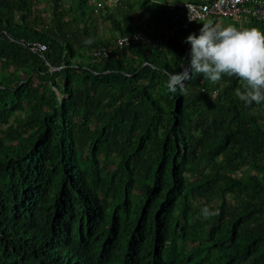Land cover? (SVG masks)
<instances>
[{
	"label": "trees",
	"instance_id": "16d2710c",
	"mask_svg": "<svg viewBox=\"0 0 264 264\" xmlns=\"http://www.w3.org/2000/svg\"><path fill=\"white\" fill-rule=\"evenodd\" d=\"M151 1L0 0V264H154L186 229L185 264H264V103L235 75L170 91L207 22L163 38Z\"/></svg>",
	"mask_w": 264,
	"mask_h": 264
},
{
	"label": "clouds",
	"instance_id": "9594fccd",
	"mask_svg": "<svg viewBox=\"0 0 264 264\" xmlns=\"http://www.w3.org/2000/svg\"><path fill=\"white\" fill-rule=\"evenodd\" d=\"M164 3L163 6H165ZM166 11H168L167 8ZM168 12V19H170L171 12ZM223 19L235 23L227 18ZM248 19L250 18L243 19L241 22ZM198 23L201 22L190 27H195ZM174 31L164 34L163 38L171 35ZM141 40L150 41L144 38ZM158 41L160 42L161 39ZM86 42L91 43L90 40ZM184 43H187L186 47L191 45L188 54L189 63L187 66L181 65L182 72L166 73L168 77L167 86L170 91L175 92L179 88L180 93L185 94L184 81L195 76L202 75L204 79L216 84L221 81L224 75H235L241 81V87L236 89L235 95L245 105L264 103V32L256 28L238 29L232 25L218 29L209 22L204 23L199 29V35L189 34ZM185 55L184 52L183 57ZM201 213L205 219L216 214L207 207L203 208ZM82 223L88 226L91 233L95 231L96 225L88 221L85 213L82 216ZM169 243H174L170 249L164 247V249L155 251L154 257L156 259L155 261L154 257L152 259L154 264H185L181 258L186 253L184 251H188L189 248L193 249L196 244V237H193L186 229L185 231H178ZM181 252L184 253L180 254ZM103 259L105 258L98 255V261ZM90 261L91 264L95 263Z\"/></svg>",
	"mask_w": 264,
	"mask_h": 264
},
{
	"label": "built area",
	"instance_id": "2783aa9c",
	"mask_svg": "<svg viewBox=\"0 0 264 264\" xmlns=\"http://www.w3.org/2000/svg\"><path fill=\"white\" fill-rule=\"evenodd\" d=\"M92 1V0H91ZM108 4H118L119 0H107ZM99 5V3H96ZM167 10L171 12L174 24L171 31L176 29H187L197 22L205 21L209 17L217 16L232 21L255 18L264 21V0H169L164 3ZM191 20H190V19ZM145 36V37H144ZM149 37L139 31L128 35L118 36L115 43L118 47L126 45L133 40ZM45 45L42 43H31L30 49L42 51ZM106 48H98L94 52V61L108 56Z\"/></svg>",
	"mask_w": 264,
	"mask_h": 264
},
{
	"label": "rangeland",
	"instance_id": "374dc122",
	"mask_svg": "<svg viewBox=\"0 0 264 264\" xmlns=\"http://www.w3.org/2000/svg\"><path fill=\"white\" fill-rule=\"evenodd\" d=\"M151 3H152V5H154V6H150L149 8H151V9H154L153 10V14H156L158 17H160V20H157V21H152V23H151V25H152V27H153V29H157V31H155V34L156 35H158L159 34V32H161L162 34H166V33H168V32H170L171 31V28H172V24H173V22H172V19L170 18V19H168V17H165V14L167 15H169V12L167 11V12H165V11H162V10H160L159 8H160V6H158L159 5V3L161 4V0H155V3H153L152 1H151ZM158 3V4H157ZM145 18L144 20L146 21L147 19H148V17L146 16V12L144 11V10H141V9H138L136 12H135V17H134V21H137V20H139L140 21V18ZM165 18V19H164ZM243 19H240V20H236V21H234L235 23H237V24H240V23H242L241 21H242ZM211 21H212V18L211 17H209V18H207L206 19V21L205 22H207V23H211ZM231 24L232 22L230 21V22H228V20H225V19H223V18H218V20L216 21V25H217V27H218V29H220V28H224V27H226V26H228V24ZM97 24H98V26L101 28V29H104V31H105V34H107L108 32L106 31V29H105V25H107V24H105L104 26L100 23V22H97ZM199 24V23H198ZM202 26H198V30L201 28ZM151 32H153V31H151ZM161 34V35H162ZM162 37V36H161ZM159 39V38H158Z\"/></svg>",
	"mask_w": 264,
	"mask_h": 264
},
{
	"label": "water",
	"instance_id": "95a60500",
	"mask_svg": "<svg viewBox=\"0 0 264 264\" xmlns=\"http://www.w3.org/2000/svg\"><path fill=\"white\" fill-rule=\"evenodd\" d=\"M188 52V46L185 49V54ZM49 69H54V67H49ZM183 71V69L181 70V72Z\"/></svg>",
	"mask_w": 264,
	"mask_h": 264
},
{
	"label": "crops",
	"instance_id": "0c3cea01",
	"mask_svg": "<svg viewBox=\"0 0 264 264\" xmlns=\"http://www.w3.org/2000/svg\"><path fill=\"white\" fill-rule=\"evenodd\" d=\"M165 1H168V0H161V4L163 5V3L165 2ZM165 17H168L169 18V15L167 14H165ZM165 19V18H164Z\"/></svg>",
	"mask_w": 264,
	"mask_h": 264
}]
</instances>
